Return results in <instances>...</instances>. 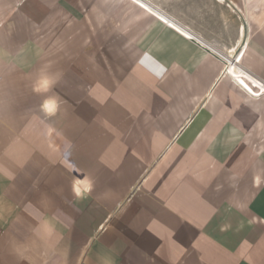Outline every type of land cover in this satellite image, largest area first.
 Instances as JSON below:
<instances>
[{"label":"crops","instance_id":"obj_1","mask_svg":"<svg viewBox=\"0 0 264 264\" xmlns=\"http://www.w3.org/2000/svg\"><path fill=\"white\" fill-rule=\"evenodd\" d=\"M178 31L264 83V0H0V264H264V97Z\"/></svg>","mask_w":264,"mask_h":264},{"label":"built area","instance_id":"obj_2","mask_svg":"<svg viewBox=\"0 0 264 264\" xmlns=\"http://www.w3.org/2000/svg\"><path fill=\"white\" fill-rule=\"evenodd\" d=\"M139 4V3H138ZM142 8L146 9L148 12L153 14V11H150L147 7H145L143 4H139ZM167 27L173 28L175 30L176 27H174V24L172 22H168L166 19L159 18ZM179 32V31H178ZM184 37H186L188 40L193 41L198 47H200L203 51L207 52L214 58H216L223 66L222 68V76H226L230 78L241 90L244 94H246L248 97L253 99H259L261 97H264V83L260 80H257L254 78L251 74L246 72L245 70L241 69L239 66V60L241 57V52L239 54H235L233 56H227L224 54H221L220 52L214 50L213 48L209 47L208 45L204 44L202 41L198 40L194 36L186 35L181 32ZM230 68H236L240 70L246 79V82L250 85V88L253 91H249L245 86L240 84L237 80L234 79L233 76H231L229 69Z\"/></svg>","mask_w":264,"mask_h":264},{"label":"clouds","instance_id":"obj_3","mask_svg":"<svg viewBox=\"0 0 264 264\" xmlns=\"http://www.w3.org/2000/svg\"><path fill=\"white\" fill-rule=\"evenodd\" d=\"M51 64L42 65L40 69V75L37 77L33 84V88L36 92L39 93H48L54 86L60 81L63 76V73L59 70L52 72L50 71ZM58 107V99L55 96H47L42 101L41 110L46 112L49 115L55 114V111ZM5 174L8 175V178L11 179V175L5 169Z\"/></svg>","mask_w":264,"mask_h":264},{"label":"rangeland","instance_id":"obj_4","mask_svg":"<svg viewBox=\"0 0 264 264\" xmlns=\"http://www.w3.org/2000/svg\"><path fill=\"white\" fill-rule=\"evenodd\" d=\"M232 69L233 70L229 71L232 76H243V75H240L239 74L240 72H237L235 68H232Z\"/></svg>","mask_w":264,"mask_h":264},{"label":"bare ground","instance_id":"obj_5","mask_svg":"<svg viewBox=\"0 0 264 264\" xmlns=\"http://www.w3.org/2000/svg\"><path fill=\"white\" fill-rule=\"evenodd\" d=\"M140 3H141V2H140ZM141 4H142V3H141ZM143 4H145V3H143ZM154 13H155V12H154ZM177 29H178V28H177ZM184 32H185V31H184ZM183 34H184V33H183ZM235 69H236V68H235ZM231 70H233V69L230 68L229 71H231ZM236 71H237V72H240V73H239L240 75H243V73H242L240 70L236 69Z\"/></svg>","mask_w":264,"mask_h":264}]
</instances>
